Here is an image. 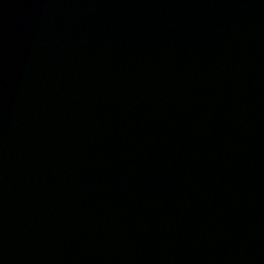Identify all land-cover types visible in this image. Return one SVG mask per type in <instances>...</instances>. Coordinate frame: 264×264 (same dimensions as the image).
I'll return each instance as SVG.
<instances>
[{
  "label": "water",
  "instance_id": "water-1",
  "mask_svg": "<svg viewBox=\"0 0 264 264\" xmlns=\"http://www.w3.org/2000/svg\"><path fill=\"white\" fill-rule=\"evenodd\" d=\"M0 264H264V0H0Z\"/></svg>",
  "mask_w": 264,
  "mask_h": 264
}]
</instances>
